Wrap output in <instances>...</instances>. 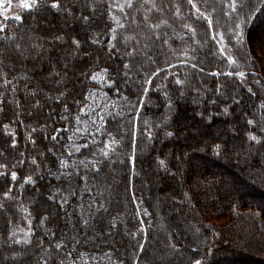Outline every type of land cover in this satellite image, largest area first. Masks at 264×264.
<instances>
[{
  "label": "trees",
  "instance_id": "obj_1",
  "mask_svg": "<svg viewBox=\"0 0 264 264\" xmlns=\"http://www.w3.org/2000/svg\"><path fill=\"white\" fill-rule=\"evenodd\" d=\"M251 1L237 0L238 11H232L230 0H194L198 13L187 0H133V8L118 11L125 27L115 33L131 39L127 49L121 39L120 52L111 57L115 0H61L60 9L51 7L52 0H38L37 8L22 10L20 20L3 21L0 164L7 167L0 172L7 175L0 176V264H70L71 256L79 257L76 264H232L237 259L264 264V199L253 197L234 171L250 151L258 158L245 169L246 180L258 177L264 163V44L256 29L264 0L255 6ZM85 15L88 22L81 19ZM220 30L229 46L213 39ZM141 34L148 36L144 48ZM58 35L63 40L51 46L49 39ZM72 38L81 43L78 52H73ZM94 38L99 43L93 44ZM133 47L138 49L139 72L118 76L113 70L129 62L124 52ZM102 68L116 82L105 90L118 106L100 120L101 132L87 140L90 145L93 138L107 141L106 133L115 140L97 176L80 164L93 159L90 149L81 147L71 157L67 153L71 127L77 116H85L89 95L100 87L82 73L96 74ZM153 70L160 74L151 77L148 102L134 111L143 80ZM228 72L233 75H212ZM194 122L204 126L196 132L203 145L181 136L180 129ZM227 122L234 139L227 132L215 138L219 134L214 132ZM148 131L154 139L147 140ZM166 131L174 135L168 138ZM253 135L256 141L250 139ZM187 136L193 139V134ZM189 147L195 151L188 156ZM181 155L190 161L180 164ZM61 160L70 165L61 167ZM12 171L18 173L15 182ZM85 174L87 180L81 179ZM28 175L34 183H24ZM9 187L13 199L4 197ZM207 216L230 219L213 224Z\"/></svg>",
  "mask_w": 264,
  "mask_h": 264
},
{
  "label": "rangeland",
  "instance_id": "obj_2",
  "mask_svg": "<svg viewBox=\"0 0 264 264\" xmlns=\"http://www.w3.org/2000/svg\"><path fill=\"white\" fill-rule=\"evenodd\" d=\"M257 1L258 0L251 1L252 6H255ZM235 2L237 4V0H235ZM20 3H21V0H0V29L2 27V23L4 20L19 16L21 14L23 9L18 6ZM218 3L219 2H216L217 6H218ZM116 4L123 6V5H125V0H115V3L111 6L112 18L115 17V20L113 19L114 29L119 28L117 23H116L117 20L120 21L121 23H123L122 20L120 19V17H121L120 13L118 12L120 10L115 6ZM125 9H127V7H124V10ZM257 24H258V26H256V29L260 30L259 32H261L260 34L262 37V44H264V15L259 18ZM35 26L36 25L33 23L32 28L35 29ZM147 37L148 36L146 34L139 35V38H140L139 45L142 48L147 46L144 44V40ZM214 37H215V41L219 42L222 47L229 46L228 38L226 37V34L223 30H220L218 33H214ZM54 40H56V39H54V37H51L49 39V42H51L50 43L51 46L54 45L53 44ZM25 57L28 58L27 55ZM32 58L34 60L38 59L35 57H31V60H33ZM72 58L74 60L78 59L77 54L73 55ZM39 60L42 63L45 62L44 59L40 58ZM68 60L70 61L69 57H68ZM72 61H70V63H72ZM37 68L39 69L40 67L37 66ZM64 68H67V67L64 66ZM96 76H97V78L94 81H96L100 85V87L94 89L91 92V94L89 95V98H88L89 103H87V105L85 106V108L83 110V114L85 116L83 118H80L79 121H77V124L75 125V127H73V128L71 127L72 139L70 140L68 149H69V151H72L73 153L79 152L81 150V147H83V144L88 142L89 141L88 139L92 138L96 134V128L93 126L92 121H95L96 125L99 126V124H100L99 117L102 116L104 118L112 110H116L117 106H118L115 99L113 97H111L110 95H108L107 91L105 90V88L109 84V74L98 72V73H96ZM63 82H64V80L61 82V84ZM189 114H190V112H189ZM223 125L220 126V128L217 130V133L214 132L215 136L219 134V136H217L215 138H223V136L227 132L228 138L234 139L231 136L232 131H230L229 122L224 123ZM203 127L204 126L199 124L198 122H194L191 126H187L184 128L182 127L180 129V131L182 132L181 136H183V138L186 139V141H188V142H191V143L197 142V144L202 143V145H203L204 142L202 141V139L198 135H196V132H199V131L202 132ZM77 129H79V131H77ZM194 130H196V131H194ZM74 133H76V134L74 135ZM190 134H193V139L189 140V137L187 135H190ZM190 146L192 147V144ZM191 147L188 148V151H189L187 153L188 156H189V153H191L192 151H195L194 149L192 150ZM77 148L79 149L78 151L76 150ZM247 150H249V149L247 148ZM246 156H247V158H246ZM256 156H257V153L255 151L254 152H251V151L247 152V155L244 156L245 161H239V163L236 164L234 171H236L235 174L241 179V181H244L246 183V185L248 186L247 188L250 190L249 193L253 197L264 199V163L260 162L261 169L258 171V177L250 178L252 181H250L248 179L246 180L244 178V176L246 174L245 169L247 168L248 165L252 166L253 162L258 158ZM180 159H181L179 162L180 164L182 161L184 164H187L190 161V160H188L187 157L185 158L184 155H181ZM228 159H231V162H235V160H233L232 158H226L225 161H227ZM65 164L67 166H69L70 162H66ZM184 166L185 165H183L182 167L185 168L186 166L185 167ZM226 167H229V166H226ZM250 172L251 173H249V175L253 176L254 172H252V170ZM177 183L179 186L181 185L180 181H178ZM155 186L156 187L158 186L156 184V182H155ZM159 200H162V196L159 197ZM231 217H232V215H231ZM207 218L210 221V223H213V224H221V223L227 222L230 219V217L218 218V217H214V216H207ZM191 234L193 235V233H191ZM226 255L228 256L230 254H226ZM233 255L235 256V258H237V255H235V254H233ZM223 256H225V255H223ZM235 258H233V259H235ZM78 259H79V257H78ZM78 259L76 257L71 256V257H69V263L70 264H76V263H78ZM237 260L232 261V264H241L242 260L238 261V263H237Z\"/></svg>",
  "mask_w": 264,
  "mask_h": 264
},
{
  "label": "snow or ice",
  "instance_id": "obj_3",
  "mask_svg": "<svg viewBox=\"0 0 264 264\" xmlns=\"http://www.w3.org/2000/svg\"><path fill=\"white\" fill-rule=\"evenodd\" d=\"M187 2H188L189 5H191L192 8L196 9V11L198 13L200 12V10L197 7V4L194 2V0H187ZM18 6L20 8H22V9H25V10H33V9L37 8L39 6V4H38V0H21V3ZM115 6L121 12H123L124 7H127L129 9H131V8L134 7V3H133V0H125V5L121 6L119 4H116ZM51 7L54 8V9H60L62 7L61 0H52ZM230 7H231L232 11H238L237 4H236L235 0H230ZM65 10L67 11V9H65ZM71 14L72 13L69 12V15H71ZM129 15H130V13H129ZM200 17H203V13H200ZM15 19L16 20H20L21 17L20 16H16ZM81 19L83 21H85V22H88L90 20V16L85 15V16H82ZM113 19L115 20V17H113ZM145 20H147V17H145ZM116 23H117L119 28H124L125 27V25L123 23H121L120 21H118V20L116 21ZM212 23L213 22L211 20H208V27H212ZM157 27H159V25H157ZM237 27H239V25H237ZM0 31H3V29H0ZM109 31L111 33H113L111 35V41H115V43H110V46L108 48V53H109V55L111 57L113 55L114 51L115 52H120V50H121V48H120L121 39L123 40V47L125 49H127L128 41L131 38L130 37H118L115 34L116 33V29H114V28H110ZM54 39L63 40V37L58 35ZM157 39H159V37H157ZM213 39H215V37H213ZM238 42H239V40H238ZM71 43L73 45H75V49L73 50V52H78L81 49V43H80V41L78 39L72 38ZM92 43L93 44H97V43H99V41L94 38V39H92ZM221 51L223 52L224 50L221 49ZM137 53H138V49H136L135 47H133L132 51H125L124 55L129 58V62L128 63H122V68L114 69L113 71H115L118 76L122 72L123 76L125 78H128L129 77V73H131L133 70H136L137 72H139V69L137 68V64L139 63V61H137L135 59V55ZM229 62L230 63H234V61H232L230 58H229ZM65 67H67V65H65ZM141 67H142V65H141ZM100 71L102 73H105V74L109 73V69L108 68H102V69H100ZM82 74L86 75L87 78H90L92 80H96V78H97L95 73H92L91 75H88L87 73H82ZM159 74H160L159 72L153 70L151 73H149V77L145 78L143 80V83L141 85L142 91L138 95L136 103L132 105V108L134 109V111L138 112L139 109L143 108L147 104L149 96H150V91H151L152 86H153V79L151 77L157 76ZM220 74H223V75H226V76H232L233 75V73H231V72H228V73H212L213 76L220 75ZM56 75L59 76L60 72H57ZM238 75H239V77L243 78L245 76V73L243 71H241V72L238 73ZM115 83L116 82L115 81H111V79L109 77V84H108L109 88H111ZM176 84L180 85L181 81L180 80H176ZM156 87L159 88V86H156ZM219 90L220 89L217 88V91H219ZM249 91H251V89H249ZM164 94H165V96H167V92H165ZM181 94H183V93H181ZM61 95H63V93H61ZM123 98L125 100L129 99L127 96H124ZM168 107H169V111H171V108H172L171 103H169ZM262 107H264V106H262ZM65 111L67 112L68 108H65ZM224 111L227 112L228 109L225 108ZM79 119H80V117L77 116L76 120L79 121ZM99 119L101 121H103L104 118L101 116V117H99ZM168 119H169V117L166 115L164 117V123L165 124H167ZM92 123H93V126L96 128V131L97 132H101L100 126L96 125L95 121H92ZM131 123H132V147H133V149H135V133H136V119H135V117L133 118ZM145 123L147 124L148 122H145ZM247 123L249 125H252L254 123V120L249 119L247 121ZM5 127H7V126H5ZM157 127H159V125H157ZM66 130L67 129H64L63 131H66ZM262 130H264V128H262ZM32 131L34 132L35 129H32ZM77 131H79V129H77ZM75 134L76 133H74V135ZM102 134H105V133H102ZM106 135L108 137L107 141H104V140L97 141L95 138H93L92 141H91V145L89 143H87V142L83 144L84 148L90 149V154L93 157V159L88 161L87 163H85V161H81L80 162V164L84 166V168L86 170V173L87 172H92L94 175L98 176L100 171H101V168L98 165L103 163V159L109 157L110 152H112L114 150L112 148V144L115 143L114 138L111 136V133H106ZM173 135H174V133L172 131H166L165 132V136L168 137V138L172 137ZM146 138H147V140L154 139V136H153L151 131L147 132ZM30 139H31V137H30ZM51 139L55 141V140H57V136L53 135L51 137ZM68 139L71 140L72 137H68ZM250 139L253 140V141H256L257 137L255 135H253V136L250 137ZM31 142L33 144L36 143L35 140H31ZM257 142H259V141H257ZM12 146L15 147V142H13ZM216 147H217V149H219L220 146L216 145ZM76 150L78 151L79 149L77 148ZM67 154H68L69 157H71L73 155V152L69 151ZM97 157H100L101 159H97ZM132 159L134 161V157H132ZM19 163L23 164L24 161H19ZM31 163L36 166V170H38L40 168V164L37 163V159L36 158H33L31 160ZM60 165H61V167H67V165L65 164V162L63 160L60 161ZM159 165L162 166V167L165 166V161L164 160H159ZM6 167H7V165L0 164V168H6ZM6 175L7 174L5 172H0V176H6ZM60 175H63V173H61ZM68 175L71 176V173H69ZM76 175H79V172H77ZM10 178H11V181H13V182L17 181L18 173L16 171H12L10 173ZM81 179L87 180V174L82 176ZM24 183L25 184L34 183L32 175H28L24 179ZM11 191H12V189L10 187L6 191H4L3 194H4V197L6 199H13V197H11L9 195L11 193ZM59 191H60V189H57V192H59ZM51 198L52 197H50V199ZM61 199L63 200L64 203H67V200L65 198L61 197ZM133 199L135 200V197H133ZM0 207H3V205H0ZM89 207H91V205H89ZM100 207H103V205H100ZM145 214H147L146 210H145ZM85 223H87V221H85ZM25 242L27 243V242H30V241H25ZM17 243H19V241H17ZM55 247H56V249H60L62 247V245L60 243H57L55 245ZM140 248L143 250V245H140ZM61 264H63V262H61ZM195 264H200V261L196 260Z\"/></svg>",
  "mask_w": 264,
  "mask_h": 264
}]
</instances>
